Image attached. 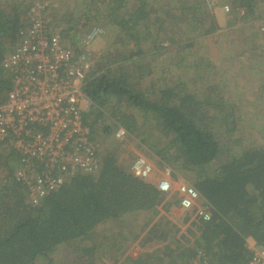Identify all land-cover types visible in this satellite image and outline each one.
Returning a JSON list of instances; mask_svg holds the SVG:
<instances>
[{
	"label": "trees",
	"instance_id": "1",
	"mask_svg": "<svg viewBox=\"0 0 264 264\" xmlns=\"http://www.w3.org/2000/svg\"><path fill=\"white\" fill-rule=\"evenodd\" d=\"M52 1L0 0V99L10 88L3 59L31 26L34 8L50 32L78 53L79 23L90 26L87 31L91 22L117 30L114 46L96 58L84 87L91 101L85 113L91 139L114 138L115 128L124 126L144 156L169 165L173 179L183 177L196 188L212 217L183 227L189 214L178 196L168 198L150 176L133 168L136 153L121 160L124 140L101 148L98 172L67 175L32 205L14 175L19 156L5 141L0 264H58L55 255L62 248L75 256L73 264H190L198 250L217 264H245L251 256L248 239L264 243V139L242 142L248 126L243 112L249 108H242V93L233 89L241 73L262 71L264 59H240L228 84L214 64L213 36L223 26L219 10L231 17L230 27L237 19L264 20V0H83L84 21L65 13L70 27L62 30L56 28L62 17L51 20ZM109 226L117 228L111 237Z\"/></svg>",
	"mask_w": 264,
	"mask_h": 264
},
{
	"label": "built area",
	"instance_id": "2",
	"mask_svg": "<svg viewBox=\"0 0 264 264\" xmlns=\"http://www.w3.org/2000/svg\"><path fill=\"white\" fill-rule=\"evenodd\" d=\"M101 32L100 26L90 28L80 41L78 53L50 32L42 12L34 8L31 26L3 59L10 88L0 99V143L8 141L18 154L20 166L14 175L32 205L58 189L65 176L92 174L101 167L100 143L91 139L85 119L91 101L84 92L96 63L91 45ZM113 136L125 141L128 131L118 125ZM136 155V171L154 175L157 188L168 193V198L178 196L181 209L189 214L183 227L211 219L210 205L193 185L183 177L173 179L169 167L160 171L144 155ZM248 248L251 256L245 264H264V243L248 239ZM190 264L217 263L198 250Z\"/></svg>",
	"mask_w": 264,
	"mask_h": 264
},
{
	"label": "rangeland",
	"instance_id": "3",
	"mask_svg": "<svg viewBox=\"0 0 264 264\" xmlns=\"http://www.w3.org/2000/svg\"><path fill=\"white\" fill-rule=\"evenodd\" d=\"M63 5H64V9H63ZM50 7H52L51 12L54 14V16L51 17L52 21L56 18L58 19V17L59 18L62 17L61 21L56 20L57 21L56 25H58L56 28L58 30L67 29L70 27V25H68L66 23L68 21V18L63 17V14H65V13H67V16L69 18L71 17L72 14H74L75 16H78V21L79 20H82V22L84 21L80 15L83 11H85V7H86L85 2L83 0H53L51 2ZM81 8L83 10H80ZM91 11H94V10H91ZM76 12H78V13H76ZM91 13L95 15L94 12H91ZM218 15H219L220 20H221L220 23H222L223 26L217 32L220 33V31H222V33L224 35L222 34L221 37H218V33H214V36H213L214 44H216V49L213 50L214 56H216V57L219 56V54H220L219 49L221 50V52L223 54H225L228 47L231 46V43L227 42L226 44L228 47H226V49H225V45H226L225 40L226 39H229V41H231V40L234 41V40H239V39L241 40V43L240 42H239V44L236 43L237 46L232 45V52L231 53L228 52V54H227V57H228L227 64L230 65V63L233 64V62L235 64V62H236V67L234 66V64H233V66L232 65L228 66L227 64H225V59H214V64H216V66L222 70L221 74L223 76H225L226 79H228L229 77L233 78V74L236 73L237 71H239L240 59H250L251 57H252V59H253V57L256 58L259 50H256L254 52L250 51L248 54H244L243 55L244 57L240 56L239 53L237 54V51L241 52L242 50H245V49L251 50L252 48H250V47H254L255 45H261L262 43H264V40H263L264 30L261 29L262 28L261 26H264V20L258 19V18L253 19V20H248V21L242 20V19H239V20L237 19V21L235 22V25L230 28V26L228 25V19L229 18L231 19V17L229 15L225 14L222 10H219ZM92 25L98 26V24H92V22H91V26ZM89 27L81 26V24L79 23V25L77 27V29L79 31L77 33V38L79 39V45H81L80 41H81L82 37L84 36L85 32L87 31V29ZM100 27L102 28V32L99 35V37L92 42V45H91L92 49L94 50V52L97 55L96 56L97 59H99L100 56H102V54L106 52L107 49H109V48L111 49L112 45L114 46V44H115L114 39H115V35L117 34V30H115V29H110V27L105 28L104 26H100ZM237 28H238V30H237ZM253 36H254V38H252ZM217 40H218V42H217ZM261 40H262V43H261ZM217 45L221 46V48L218 47ZM170 48H171V46L167 47V49H170ZM202 52H203V50H202ZM208 54L209 53H207V55ZM241 61H245V60H241ZM263 63L264 62H262V65H263ZM259 77H261V74L259 75ZM263 80H264V75L262 76V79H259L258 82L254 81L253 85L260 83ZM231 82H232V80L228 79L227 83L229 84ZM243 83L244 82H242V84ZM242 89H245V88L243 87ZM262 91H264V87H263ZM231 96H232V94L230 95V97ZM239 98H241V97H239ZM239 101H240V99H239ZM241 106H243L242 108H246V107L249 108V111L243 112V118H244V120L248 121L247 122L248 124L246 123V125H248V126L242 128L243 129L242 142L245 145H249V144H251L250 141L253 140V138H254L257 142L263 143L262 139H264L263 138V135H264V111H260V108L264 109V105H261V106L258 105L257 107H255L252 104H248V106L246 104H241ZM115 142L116 141L114 138H110V139H106V140L104 139L103 141H101L100 143H101L102 151H103V149L107 148L109 146V144L112 143V145H113ZM135 143H137V142H135ZM113 146H115V145H113ZM119 150H120L121 160L133 159L134 155H135L134 153L145 155L144 151H143L144 149L141 146L139 147V145L134 144L132 141H129L128 139L120 144ZM100 151H101V149H100ZM145 157L149 160V162L153 163L154 166L157 169H159L160 171H165V169H167V167L169 166L166 164L165 167H160L155 158H151L150 156H145ZM1 176H2V170H0V179H1ZM151 176H154V175H151ZM160 211H162L161 208H160ZM177 211L179 212L178 207H177ZM170 217H171V215H170ZM129 220H131V219H129ZM143 223H144V221H142V220H141V222L135 223L134 228L136 230H139L143 226ZM108 230H109V233L111 231L116 233L117 228H115L113 226H111V227L109 226ZM101 235H103V234L97 235L96 237L98 238ZM111 236H112V233H110V237ZM113 236H115V235H113ZM249 241L253 242V239H249ZM152 249L153 248L151 247L149 249V251ZM58 252H59V253H57L58 256L55 255V258L57 261L56 263H58V264H73V263H75V262H72V263L70 262L71 260L74 259L75 256L72 255L71 253H67L66 249H64V248L59 249ZM79 263H81V262H78L77 264H79ZM98 264H99V262H98ZM104 264H114V263L111 260V261H105Z\"/></svg>",
	"mask_w": 264,
	"mask_h": 264
},
{
	"label": "crops",
	"instance_id": "4",
	"mask_svg": "<svg viewBox=\"0 0 264 264\" xmlns=\"http://www.w3.org/2000/svg\"><path fill=\"white\" fill-rule=\"evenodd\" d=\"M234 26V25H233ZM232 27V26H231ZM230 27V28H231ZM237 30H238V28H237ZM219 31V30H218ZM216 33H218V32H216ZM222 31H220V33H218V37H221L222 36ZM224 35V34H223ZM257 36V35H256ZM240 37V36H239ZM252 38H254V37H252ZM263 40H264V38H263ZM227 42H230L231 43V46H227ZM239 42L241 43V40L239 39V40H234V41H229V39H226L225 40V49H226V47H228V49H227V51H226V53L225 54H223L222 52H221V50L219 49V56H217V58L218 59H224L223 57H227V54H228V52L229 53H231L232 52V45H236V43H238L239 44ZM261 43H262V40H261ZM218 46V45H217ZM237 46V45H236ZM218 47H220L221 48V46H218ZM264 47V43H262L261 44V46L260 45H257V47H255V48H253V47H250V48H252L251 50H249V49H245V52H243V53H241L240 54V52H238L237 51V54L239 53L240 54V56H242V57H244L243 55L244 54H248L250 51H256V50H259L258 51V53H257V56H256V58H254L253 57V59H264V49H262ZM214 49H216V45L214 46V48H213V50ZM213 54H214V52H213ZM248 58V57H247ZM227 59H228V57H227ZM250 59H252V57L250 58ZM250 59H248L249 61H250ZM242 60H245V59H242ZM249 61H247V62H249ZM225 62H227L226 60H225ZM262 62H264V60L262 61ZM262 62H261V64H262ZM255 72V71H254ZM253 72V73H254ZM261 74V77H259V75ZM264 75V69L262 70V71H260V72H255L254 74H253V76H248V74H243V73H241L240 74V77H239V80H238V88H236V89H233V92L235 93H238V94H240L239 92H241L242 94H240V95H242L241 96V98H239L240 99V101H242V102H244L243 104H245L246 103V101L245 100H248L249 102L248 103H246V105L248 106V104H253V106H261V105H264V99H263V97H264V91H262V89H263V87H264V80L262 81V82H260V83H257V84H254L253 85V82L254 81H259V79H262V76ZM235 79H237L236 77H235ZM234 79V80H235ZM242 82H244L243 84H242ZM252 84V85H251ZM245 88V89H242V88ZM247 89V90H246ZM246 90V91H245ZM261 109V108H260ZM151 177V176H150ZM153 183H155L154 182V176L153 177H151V179H150Z\"/></svg>",
	"mask_w": 264,
	"mask_h": 264
}]
</instances>
